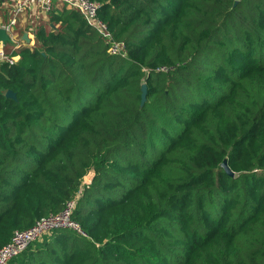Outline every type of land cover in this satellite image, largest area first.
Instances as JSON below:
<instances>
[{
  "label": "trees",
  "instance_id": "trees-1",
  "mask_svg": "<svg viewBox=\"0 0 264 264\" xmlns=\"http://www.w3.org/2000/svg\"><path fill=\"white\" fill-rule=\"evenodd\" d=\"M90 1L123 56L56 4L0 63V249L84 234L7 264H264V0Z\"/></svg>",
  "mask_w": 264,
  "mask_h": 264
},
{
  "label": "built area",
  "instance_id": "built-area-1",
  "mask_svg": "<svg viewBox=\"0 0 264 264\" xmlns=\"http://www.w3.org/2000/svg\"><path fill=\"white\" fill-rule=\"evenodd\" d=\"M3 6L8 9V19L6 22L0 18V28L4 29L10 43L13 44V51L4 52L2 44H0V63L6 62L13 64L17 57L12 53L21 46H32V42L25 43L23 38L17 34L16 29L21 22H27L25 34L29 41L33 39V30L36 22L43 19L51 11L54 5H61L76 10L83 18L87 27L96 31L102 38L103 42L108 46V52L111 55H124L123 46L112 40L107 25L99 18V4L90 0H2ZM87 177H90L89 175ZM88 182V180H87ZM74 201L66 205L65 209L57 215H50L38 220L31 228L15 232L11 242L0 249V264H7L8 261L23 251L28 244L40 239L44 234L58 229L74 230L84 235L78 225L70 218Z\"/></svg>",
  "mask_w": 264,
  "mask_h": 264
},
{
  "label": "water",
  "instance_id": "water-1",
  "mask_svg": "<svg viewBox=\"0 0 264 264\" xmlns=\"http://www.w3.org/2000/svg\"><path fill=\"white\" fill-rule=\"evenodd\" d=\"M22 38H23V40H25L28 43V39H27V35L26 34H24ZM10 42L11 41L8 38L5 30L0 28V44L4 45L5 43H10ZM145 92H146V87H145V85H142V87H141V105L145 101ZM5 97L6 98H11V99H16L15 94L12 91H10V90L6 91ZM221 166L224 169L226 174H228L230 176L233 175V173L227 167L225 160L222 162Z\"/></svg>",
  "mask_w": 264,
  "mask_h": 264
},
{
  "label": "crops",
  "instance_id": "crops-1",
  "mask_svg": "<svg viewBox=\"0 0 264 264\" xmlns=\"http://www.w3.org/2000/svg\"><path fill=\"white\" fill-rule=\"evenodd\" d=\"M27 22H28V21H27ZM27 22H21V23L19 24L18 28L16 29L17 34L20 35L21 38L23 37V35H24L25 32L27 31V30H26ZM27 39H28V42H32V40L29 41L28 36H27ZM24 42L27 43L25 40H24ZM21 47H22V46H21ZM16 60H17V58H16Z\"/></svg>",
  "mask_w": 264,
  "mask_h": 264
},
{
  "label": "rangeland",
  "instance_id": "rangeland-1",
  "mask_svg": "<svg viewBox=\"0 0 264 264\" xmlns=\"http://www.w3.org/2000/svg\"><path fill=\"white\" fill-rule=\"evenodd\" d=\"M13 44H11V43H6L4 46H2V48H3V50H4V52H6V53H10L11 51H13ZM90 176V175H89ZM90 179H91V176L90 177H85L84 178V180H83V182L84 183H87V180L88 181H90Z\"/></svg>",
  "mask_w": 264,
  "mask_h": 264
}]
</instances>
